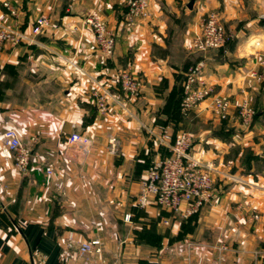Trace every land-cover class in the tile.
<instances>
[{"label":"crops","instance_id":"1","mask_svg":"<svg viewBox=\"0 0 264 264\" xmlns=\"http://www.w3.org/2000/svg\"><path fill=\"white\" fill-rule=\"evenodd\" d=\"M6 1L20 9L19 17L4 7ZM190 1L152 0L149 21L130 23L125 0H0V18L26 33L39 17L50 19L38 43L0 49V147L8 128L24 142L35 140L28 173L0 159V264H83L80 246L93 239L101 241L95 263L258 264L254 253L264 244V170L249 180L234 175L232 182L219 184V199L189 221L154 203L134 204L151 158L161 155V144L149 133L175 129L169 98L181 85L184 63L195 58L191 41L211 10L238 40L233 51L207 55L206 80L234 102L244 92L264 97V88L259 93L243 75L246 62L255 66L254 54L264 51V0H194L193 8ZM89 9L97 10L117 35L108 60L93 31L81 24ZM126 70L142 82L141 96L127 113L117 90ZM102 87L117 94L105 115L91 97ZM211 107L207 101L193 115L203 121L195 143L207 149L197 156L215 157L222 165L231 146L260 143L255 127H229L237 131L227 140L230 125L221 124ZM74 132L87 136L91 146L69 143ZM113 138L115 152L110 151ZM256 151L264 158L260 148Z\"/></svg>","mask_w":264,"mask_h":264},{"label":"built area","instance_id":"2","mask_svg":"<svg viewBox=\"0 0 264 264\" xmlns=\"http://www.w3.org/2000/svg\"><path fill=\"white\" fill-rule=\"evenodd\" d=\"M127 6L125 16L128 21L148 19L151 16V0H125ZM4 7L15 18L19 17L20 9L10 2H3ZM83 22L93 31L101 56L111 58L115 51L116 37L112 29L109 28L104 17L95 9L85 16ZM50 25V19L41 16L36 21L31 33L23 31L19 25H7L0 18V49L5 45L18 46L22 43H38L39 36L45 27ZM237 38L236 34L228 35L225 28L220 23L218 15L212 12L203 25L202 32L195 38L193 47L196 51H207L225 46L229 40ZM258 44V43H257ZM263 56V57H262ZM261 65H264V55H262ZM75 68L81 69L76 62ZM206 70L205 61H201L188 75L185 84V97L182 102L184 111L191 109L195 104L201 103L212 97L213 110L223 115L227 114L232 106V99L215 93L212 86L204 85L201 76ZM256 71H258L256 69ZM142 89V82L133 73L123 71L119 77V87L123 98L119 101L125 113L129 112V104L139 96ZM91 97L103 115L107 114L111 108L112 99L117 98V94L109 88H96ZM239 105V117L241 121L248 125L255 115V111L250 104L246 94L241 98ZM118 101V100H117ZM157 140L163 146L171 150V155L167 157L158 156L153 160L146 177L141 183L140 193L134 199L135 206L144 208L155 201L156 204L165 207L173 212H182L183 217H188L196 213L204 204L215 202L220 197V191L216 182V172L218 164L214 160L205 161L202 156H197L193 152L194 140L190 133L182 131L172 136L167 128L158 131ZM3 141L0 147V159L12 160L15 167L21 173H28L33 159L35 140L24 142L14 128L6 129L2 134ZM69 143H80L87 147L91 146V140L84 134L74 132L69 137ZM111 152L117 149V140H111ZM48 174L53 175L54 170L48 168ZM56 185L61 189L63 183ZM254 218L258 219L259 214L254 213ZM129 219L130 215H126ZM222 250H227V245H222ZM80 252L85 255L83 264H106L103 259L99 262L93 261V256L101 252V241L93 239L84 242L80 246Z\"/></svg>","mask_w":264,"mask_h":264},{"label":"rangeland","instance_id":"3","mask_svg":"<svg viewBox=\"0 0 264 264\" xmlns=\"http://www.w3.org/2000/svg\"><path fill=\"white\" fill-rule=\"evenodd\" d=\"M152 1V0H151ZM69 11H72L73 8L69 5L68 7ZM91 10L93 9H89L87 12H86V15L87 13H89ZM214 12L218 15V19L220 21V23L223 25V27L225 28V31L228 35H231V34H234L233 32H231L227 27H226V24H225V21L223 19V17L220 15V13L217 11V10H211V12L207 15V17H204L202 19V23H201V27H200V30L195 34V36L193 37L192 41H191V47L194 51H196L193 47V43H194V40L196 37H198L200 35V33L202 32V29H203V25L205 23V21L207 20V18L209 17V15ZM85 15V16H86ZM84 17H82V20H81V24L84 26V27H87L89 29H91L87 24H85L83 22L84 20ZM151 17V16H150ZM149 17V18H150ZM149 18L148 19H144V20H148L149 21ZM144 20H138V21H144ZM128 21V20H127ZM130 23H134V22H137V21H134V22H131V21H128ZM236 40H238L237 38H234V39H231L228 41V43L226 44V48L228 51H233L234 48H235V42ZM176 46V45H175ZM175 46H172L174 49H175ZM197 52V51H196ZM262 55H264V51H260L259 53H256L254 54V57H255V66H249L250 65V61L246 62V64H248V67H245L244 71H243V75H244V80H248V79H252L254 82H252V86L255 87V86H258V88L260 89V92L261 93V88H264V65L258 63V61H261L262 59ZM262 56V57H261ZM195 62V58L193 60H190L186 63H184L183 65V68H182V72H185V70H187V68H189V66H191L193 63ZM245 65V64H244ZM205 67H206V70L204 71V74L201 76V79L204 83V85L206 86H212L214 88V85L210 82H208L206 80V71H207V61H205ZM258 68V69H257ZM256 69L258 71H256ZM126 71H129V70H126ZM131 72V71H129ZM132 73V72H131ZM249 81V80H248ZM247 85V84H246ZM215 90V88H214ZM215 93H219V92H216L215 90ZM249 100H250V104L251 106L253 107V110L254 111H259L258 109H260L263 105H264V97H262V95H258L257 97H254V98H251L249 93L247 94L246 92H244ZM221 95L223 96H226L228 98H231L232 99V106L230 107V109L228 110L227 114L223 117V115L221 114H218L216 113L214 110H213V105H212V97L201 102V103H197L195 104L191 109L189 110H186L184 111L183 110V113L184 115L186 116V118L188 119V122H186V126L181 128L182 131H186L188 133H190L193 137V140H194V143H195V135H197L198 132H200V130H202L203 128V121L201 120V118L199 117V115L195 118H194V112H196L198 110V108L205 103L207 101H209V103L211 104V110H212V113L215 114L217 117H219L221 120H223L224 118H226L225 120H227V123L226 122H223V121H219L221 122V124H228L230 126H226L225 128L229 129L227 130V136H226V139H230L232 136H233V132L237 131V130H233V129H250V128H253L255 127V129H257L258 131V137L260 139V143L258 142H254L253 141L251 143H243V144H235L233 146H231L226 152L225 154H223V163L222 165L218 164V170L216 172V182L217 184H225L227 183L228 181L232 182L233 181V178L234 175L237 176L239 175L240 177L241 176H248V180L251 179V175L253 176H257V175H260L262 174V171L264 170V158H262L261 155H259L258 151H256V148H260L262 150V153H263V156H264V118L262 120H259V118L257 117L254 124H252V122L248 125L244 124L242 121H241V118L239 117V105H240V102H241V98L237 101V102H234L233 98L228 95V94H224V93H220ZM179 94L176 93L173 97V101H172V104H170V109H173L174 108V105H175V98L178 96ZM244 95V94H243ZM261 109H264L261 108ZM252 124V126H251ZM233 125V126H231ZM229 127H233V129L229 128ZM239 127V128H238ZM241 130H238V131H241ZM159 131V130H158ZM157 130H152L151 132L152 133H149V135L156 137L157 133H158ZM207 149L206 147L204 146H201L199 144H194V150L193 152L194 153H197V152H205ZM202 158H204V156H202ZM205 161L207 160H215V157H212V159L210 158H204ZM216 161V160H215ZM231 244H229L230 247H232L233 249L236 247L234 245L233 242H231ZM257 250V249H256ZM255 257L257 258H253V261L255 262V259L258 261V264H264V244L263 245H260V247H258V250L256 251V253H254Z\"/></svg>","mask_w":264,"mask_h":264},{"label":"trees","instance_id":"4","mask_svg":"<svg viewBox=\"0 0 264 264\" xmlns=\"http://www.w3.org/2000/svg\"><path fill=\"white\" fill-rule=\"evenodd\" d=\"M125 8L127 9V7H125ZM126 9H125V12H126ZM124 16H125V13H124ZM125 19H126V16H125ZM126 21H127V19H126ZM115 37H116V44H117V35L116 34H115ZM115 49H116V46H115ZM225 50H227L226 45L223 46V47L217 48V49H210V50H207V51H197V52L194 51L193 54L195 55V62L191 66H189V68H187V70H185V72H181V74L179 75V78L181 79V85L178 86L176 92H174L172 94V96H170L169 102H168V104H169L168 110H169L170 109V104H172L174 95L176 93L179 94L174 99L175 102H176L175 105H174V108L170 109V111L174 112V115L171 118L175 122V129L173 131L170 130V132L172 133L173 137H176V135L178 133L182 132L181 128L185 127L186 122H188V119L186 118V116L183 113L182 102H183L184 97H185V84H186L188 75L191 72V69L194 68L201 61H207L208 60V56L207 55L209 53L214 52V51L224 52ZM114 54H115V51H114ZM114 54H113V56H114ZM141 93H142V89H141V92H140L139 96H137L138 98L141 96ZM138 98H136V99H138ZM263 107H264V105L261 108H263ZM261 108L258 109L259 111H255V115H254V119H253L252 124H254V122H255L257 117L259 118V120H262L264 118V109H261ZM225 119L226 118L223 119V122H227V120H225ZM252 124H251V126H252ZM159 149L161 150V152H160L161 156L167 157V156L171 155V150L169 148H167L166 146L160 145ZM153 160L151 158L148 170H149L150 166L152 165ZM152 203H154L155 205L159 206L160 208H163V209L167 210V212L169 214H171L173 217H177V218H179L182 221H189V220H192L195 217H197L201 213L202 209L206 205L210 204L211 202H208V203L204 204V206H202L196 213H194V214H192V215H190L188 217H183L181 211L173 212V211H171V210H169V209H167L165 207H162V206L156 204L155 201H151L150 202V204H152ZM144 208H146V207H144Z\"/></svg>","mask_w":264,"mask_h":264},{"label":"water","instance_id":"5","mask_svg":"<svg viewBox=\"0 0 264 264\" xmlns=\"http://www.w3.org/2000/svg\"><path fill=\"white\" fill-rule=\"evenodd\" d=\"M193 5H194V0H191L190 3H189V7L193 8Z\"/></svg>","mask_w":264,"mask_h":264}]
</instances>
